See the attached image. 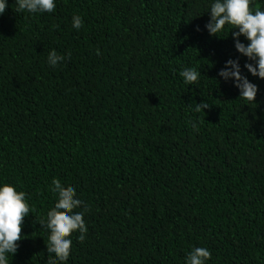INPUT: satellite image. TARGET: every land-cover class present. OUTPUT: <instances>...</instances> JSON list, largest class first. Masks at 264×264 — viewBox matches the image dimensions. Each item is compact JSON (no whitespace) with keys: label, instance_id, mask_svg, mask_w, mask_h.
<instances>
[{"label":"trees","instance_id":"obj_1","mask_svg":"<svg viewBox=\"0 0 264 264\" xmlns=\"http://www.w3.org/2000/svg\"><path fill=\"white\" fill-rule=\"evenodd\" d=\"M207 3L56 0L53 13L29 14L8 0L0 182L32 209L10 264H49L39 223L57 179L89 209L68 264H184L193 247L211 251L209 264H264V80L231 33L208 34ZM52 50L70 58L52 68ZM229 59L258 86L255 103L218 77ZM185 67L201 71L197 85L184 84Z\"/></svg>","mask_w":264,"mask_h":264},{"label":"clouds","instance_id":"obj_2","mask_svg":"<svg viewBox=\"0 0 264 264\" xmlns=\"http://www.w3.org/2000/svg\"><path fill=\"white\" fill-rule=\"evenodd\" d=\"M253 5L254 0H208L207 14L210 20L205 29L210 36L220 39L222 35L226 34L227 38L231 33L237 53L249 61L244 64V69L251 76L264 80V10L259 7L254 9ZM8 7V0H0V16ZM55 9L56 0H15L17 13L51 14ZM71 26L77 31L82 29V17L73 15ZM241 37L248 43L242 42ZM69 58L70 54L66 57L52 50L47 55L46 63L56 68ZM201 76V71L195 67H185L180 72L184 84L189 86L197 85ZM218 77L224 82H231L240 98L250 104L256 102L258 86L242 74L239 59L227 60ZM209 106L203 101L196 104L195 111L204 112ZM52 191L57 196V202L48 210L46 221L39 224L49 233L46 243L49 264H68L72 236L78 233V241L83 242L87 235L84 217L89 209L78 197L76 188H65L58 179L53 180ZM31 212L24 191L18 190L15 185L0 182V264H10L12 261L19 247L17 242L24 239L21 236L24 220ZM210 260L211 251L208 248L193 247L185 257L184 264H209Z\"/></svg>","mask_w":264,"mask_h":264}]
</instances>
